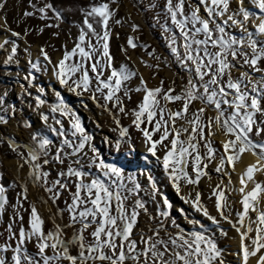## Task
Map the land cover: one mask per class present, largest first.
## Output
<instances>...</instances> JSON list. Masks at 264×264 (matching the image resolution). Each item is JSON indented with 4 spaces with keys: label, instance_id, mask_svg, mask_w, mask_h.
<instances>
[{
    "label": "snow or ice",
    "instance_id": "1",
    "mask_svg": "<svg viewBox=\"0 0 264 264\" xmlns=\"http://www.w3.org/2000/svg\"><path fill=\"white\" fill-rule=\"evenodd\" d=\"M7 2L0 0V10L6 12ZM28 3L32 11H25V17L39 13L40 20L62 19V10L50 2L42 6H38L40 0ZM119 7V0H96L81 8L83 20L77 25L74 46L68 49L62 45V55L54 62L41 45L37 58L28 62L36 71L51 69L61 88L78 97L87 95L97 108L112 115L118 136L111 146L117 152L125 143L130 153L135 151L129 127L121 126L119 114L128 115L124 100L130 101L131 93L142 94L129 110L133 117L130 127L139 133L143 158L154 159L175 195L189 205L191 214L183 208L177 211L191 228L186 230L172 218V202L148 174L151 197H160L155 216L150 214L139 196L142 187L137 180L138 174L145 173L129 171L125 175L123 166L105 161L59 91L54 92L55 102L48 111H40L46 101L44 89L37 87L34 110L39 112L43 127L32 131L27 142L0 132V144L6 143L15 153L17 170L26 168L27 180L47 195L41 203L56 206L62 192H67L70 200L65 201V208L56 207L53 227L45 229L37 202H29L28 184L0 182V221L7 209H12L5 228L7 239L0 243V264H230L203 220L215 226L221 236L227 237L225 223L236 233L237 247L231 253L236 264H250V260L264 264V0H198L196 5L191 0H164L161 35L171 58L188 74L178 91L174 80L167 88L163 79L159 86H148L128 50L139 47L156 61L150 64L140 58L152 78L161 64L168 67L170 61L157 55L154 48L149 50L150 45L139 42L138 37L129 35L119 46L126 62L114 63L109 42L113 25L124 24V18H116ZM156 7L153 2L147 5L148 9ZM0 19L7 29L6 15ZM127 19L131 21L130 14ZM153 19L159 24L160 13ZM130 27L132 32L139 30L135 22ZM43 30L36 29V35ZM29 31L25 29L24 36ZM11 36L23 39L16 31H11ZM11 45L5 64L17 52L15 40ZM25 52L30 57L28 48ZM234 71L238 72L235 77ZM133 79L138 84L130 86ZM25 80L28 87L33 86L31 72ZM21 89L31 96L24 85ZM7 97V90L0 93V126L6 129L16 121L20 127L31 128L30 121L22 116L17 119V109ZM109 102L116 114L109 109ZM170 102H177L178 107H169ZM51 136L57 138L56 143ZM57 165L61 167L50 180L49 166ZM214 174L221 177L215 186L211 184ZM202 181H207L204 188ZM12 187L19 188L15 202L7 195ZM129 198H133L130 208L126 204ZM205 200L212 202L215 215ZM140 210L155 226H149L148 235L141 231L137 241L133 231ZM65 211L67 223H55V217H62ZM192 215L203 220L190 218ZM65 228L72 229L70 236L65 235ZM28 244H33L34 252L28 251Z\"/></svg>",
    "mask_w": 264,
    "mask_h": 264
},
{
    "label": "rangeland",
    "instance_id": "2",
    "mask_svg": "<svg viewBox=\"0 0 264 264\" xmlns=\"http://www.w3.org/2000/svg\"><path fill=\"white\" fill-rule=\"evenodd\" d=\"M32 2L36 3L37 0H32ZM49 2L52 3L54 7L62 10V19L60 21H56L55 19L40 20L38 18L39 13H36L31 17H25L23 15L25 11H32V8L29 6L28 0H8L6 12L0 10V17H3L5 15L7 17V29L19 32L21 34V37H23V39L12 37L11 31L7 30L5 27L4 20L0 19L3 29H5L4 31L7 34L6 41H8V43H5V46L2 48V52L0 53V93H3L5 90H7V101L9 104L15 105L17 109V119L22 116L25 120L30 121L32 124L31 128L25 129L18 126L16 121H14L16 123V126L26 134L25 137L18 135L14 131H12V128H9L11 126L7 127L6 129L0 126V132H5L8 135L14 136L18 142H27L32 131L42 128L37 126L36 118L40 120L39 112L34 110V97L38 94L37 87L44 89L42 98L46 101V103L41 106L40 111L45 112L48 111L49 105L55 102V96L52 97L51 94L59 91L66 104L80 117L86 132L92 137V146L98 149L100 155L103 159H105V161L114 162L117 164V166H123L125 169V175H127L129 171L136 173H145V175L138 174L137 180L140 182L142 187V191L139 193V196L146 202V207L149 213L155 216L156 203L160 200V197L158 195L155 198L151 197V189L148 185V174L152 176L153 180L157 183V186L168 196V198L172 202V208L170 209L172 218L175 219L176 222L186 230L191 228V225H188L184 217L181 216L177 211V209L183 208L186 212L191 214L189 205L184 204L175 195L174 191L165 180L161 167L155 163L154 159L145 160L138 150L142 143L139 137V133H137L134 128L130 127L133 117L129 110L135 108L136 104L141 99V93L133 92L131 93L130 101L127 99L124 100L125 112L128 113V115H124L123 113L119 114L121 126L129 127V132L132 138V146L135 151L130 153L128 151V144L125 143L121 145L120 150L117 152L112 148L111 145L117 139L118 132L113 131L116 125L114 124L112 115H110L109 112L103 111L101 108H97L91 100L87 99V95L78 97L74 93L69 92L66 88H61L55 78L51 79L49 77L51 69H49L48 72L36 71L34 69H31L28 61L29 59L33 60V54H36L37 56L39 55V47L41 45L45 46L46 51L54 62L62 55V45L66 46L68 49H71L74 46V40L79 33L77 25H81L83 20V17L80 14V9L88 7L90 4L96 2V0H40V4H38V6H42L43 3ZM150 2L155 3L157 7L155 9H148L147 5ZM191 2L193 3V5H196L198 0H191ZM134 3H136L138 6L133 7ZM163 3L164 0H119L120 7L116 18H124V24L123 26L113 25V33L109 42L110 52L114 57L115 64L118 65L121 62H126L124 61L123 54L119 50V46L126 43V39L129 35L138 37L139 42L150 45L149 50H151V48H154L157 55H159L161 58L167 56L169 57L170 61L168 67H164V65L161 64L160 70L157 72L155 78H152V72L147 69L148 86H159L161 79H163L164 87L167 88V86L174 80L175 87L178 91L181 83L187 80L188 74L184 72L183 69L171 58L168 48L166 47L164 36L161 35L160 24L164 23V15L161 11ZM127 8H129L131 11L129 13L131 16V21H128L127 19L129 15L125 14ZM157 13H160L159 24H156L153 19V17ZM201 15H205L202 9ZM48 16L51 17L50 12L48 13ZM139 18L143 20V24H141L140 21H137L138 23L135 22V20ZM131 22H135L139 25V30L137 32H132L130 27ZM47 24H58V27H45V25ZM154 24L155 26H153ZM38 28L44 29L40 35H36V29ZM25 29L30 30L27 36H24ZM53 33H57V35L53 36ZM116 33H119V37H117ZM148 35L150 36V39L148 38ZM13 40H15L17 44V52L12 61H10L8 64H5L4 61L10 54L12 46L11 42ZM48 45H52L55 48V51H53V47H48ZM26 48H28V52L31 54L30 57L28 53L25 52ZM128 53H132L138 60H140V58H143L150 64L156 63L155 60L149 58L146 53L139 47L135 49H129ZM29 72H31L34 77L32 87H28V82L25 80V76ZM167 72L170 76H168ZM237 75L238 72L234 71L233 76L235 77ZM258 77L259 74H257V78ZM136 84H138V80L136 79H133L130 82V86H135ZM21 85H24V88H26L27 91L31 93V96L25 94V92L21 89ZM100 103L103 104V101L101 100ZM84 104H87V107H85ZM195 106L199 107V104L197 103ZM108 107L109 109H111L113 114L117 113L116 109L111 108V102H109ZM169 107L175 109L176 107H178V103L170 102ZM64 125L67 128V120L64 121ZM105 138H107V143L105 142ZM51 139L54 143L57 142V138L55 136H51ZM85 151L88 152L89 156L91 155V152L87 148L85 149ZM7 161H11V163L9 164L10 166H7ZM66 163L67 161L65 162V164ZM16 164L17 157L15 153L11 152L7 148L6 143L0 144V173H2L3 175V178L2 180H0V182L5 183L6 185L12 184L13 181L22 183L20 181L21 174L16 177L12 173L11 166H15ZM60 167V165L55 166V168L49 166V170L51 171V175L49 177L50 180L52 178H55L56 171L59 170ZM20 170L22 171L27 169L24 168ZM92 171L93 173H95V169H92ZM219 179H221V177H218L214 174L211 180V184L215 186ZM222 179L227 181L228 178L223 177ZM206 183L207 181H202L201 188H204V185ZM36 187L42 191L39 186ZM18 191V187L9 188L7 195L10 202L16 201V194ZM43 195L45 197V200H47V195L44 193ZM204 195H207V191H205ZM235 195L236 194L234 193V198ZM28 199L29 202L33 201L30 197L29 190ZM66 200H70L69 195L67 192H62L56 206L52 205L50 202H48V204H51L50 206H52V210L56 212L57 206L60 208H65ZM132 203L133 198H129V200L126 202L129 208L131 207ZM205 203L209 211L212 212V214H215L212 202L209 200H205ZM27 207L28 204L25 203V208ZM11 212L12 209L8 208L4 213L3 220L0 221V243H4L7 239L5 228ZM24 215L26 222L27 213H25ZM42 217L45 221V229L52 228L53 220L49 217H44L43 215ZM58 217L62 220L61 224L67 223L68 214L66 211L62 214V217ZM190 218L200 219L195 215H192ZM203 222L209 229V234L214 235L218 247L223 248L222 244L224 242V236H221L219 232L215 231V226H208L204 220ZM149 226L154 227L155 221H149L148 216L144 214L143 210H140L138 225L133 231V238L139 241V233L141 231H143L146 235L150 234L148 232ZM224 229L228 230V227H224ZM64 231L66 236H70L72 229L65 228ZM10 243L15 244V241H11ZM27 248L29 252L35 251L33 244H28Z\"/></svg>",
    "mask_w": 264,
    "mask_h": 264
},
{
    "label": "bare ground",
    "instance_id": "3",
    "mask_svg": "<svg viewBox=\"0 0 264 264\" xmlns=\"http://www.w3.org/2000/svg\"><path fill=\"white\" fill-rule=\"evenodd\" d=\"M130 12H131L130 9L127 8L125 14L126 15H129ZM137 21H140V23L143 24V20L141 18L135 20V22H137ZM1 23L2 22H0V53L2 52V48L5 46L4 41H6V38H7V34L4 31L5 29H3V26H2ZM148 38L150 39V36L149 35H148ZM128 55L131 57V61L132 62H135V66L139 70L140 74H142L144 76L145 80L148 82V72H147V68L144 67L143 65H141L140 64V60H138L132 53H128ZM36 58H37V55L36 54H33L32 55V59L35 60ZM167 74H168V76H170L168 72H167ZM49 77L51 79H54V77L52 76V73L51 72H50ZM51 95H52V97H54V94H51ZM36 123H37V126L38 127H43L42 122L40 120H38L37 118H36ZM10 124H11L10 125L11 127H9V128H12V131H14L16 134L21 135V136H24V137L26 136V134L23 133L16 126V123L14 121H11ZM138 150L140 151V153L143 152V146H142V144L140 145V147H139ZM246 159H251V158L250 157H246ZM10 163H11V161H7V166ZM11 167L10 168L12 169V173L16 177H18L19 174H21V177H20L21 179L19 178L20 181L22 183H25L26 182L28 184V190H29L30 197H31V199L33 201H36L37 202V207H38L40 213L44 217L51 218L52 217V214L55 213V211L52 210V206H50L51 204L49 205L48 203H41L40 202L41 199L45 200V197L43 195V192L40 189H38L37 187H34L32 185V183H31V181H28L27 180V176H26L27 170H22V171L20 169L17 170L16 165L15 166H11ZM232 178L234 179V183H235L236 182V177L233 176ZM195 216H197V215H195ZM197 217L203 220L202 217H199V216H197ZM204 221L207 223L208 226L211 225L210 222H208L206 220H204ZM55 223H60L61 224L62 223V220L58 216H56L55 217ZM223 226L226 227V228L228 227V230H226L227 231V237H224V242L222 244V246H223L222 249H224V258H225L226 261L229 260L228 262H230V264H236V258H235V256L231 255V253L234 252L236 250V247H237V240L236 239H233L234 237H236V233L226 223ZM250 264H254V261H251L250 260Z\"/></svg>",
    "mask_w": 264,
    "mask_h": 264
}]
</instances>
